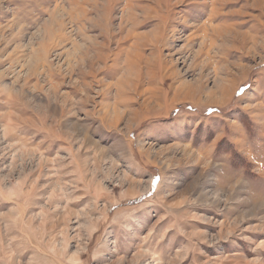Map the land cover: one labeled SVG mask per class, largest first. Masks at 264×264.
<instances>
[{"label": "rangeland", "instance_id": "1", "mask_svg": "<svg viewBox=\"0 0 264 264\" xmlns=\"http://www.w3.org/2000/svg\"><path fill=\"white\" fill-rule=\"evenodd\" d=\"M0 264H264V0H0Z\"/></svg>", "mask_w": 264, "mask_h": 264}]
</instances>
